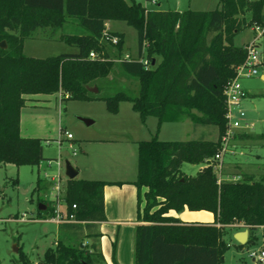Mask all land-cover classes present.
<instances>
[{
	"label": "trees",
	"instance_id": "1",
	"mask_svg": "<svg viewBox=\"0 0 264 264\" xmlns=\"http://www.w3.org/2000/svg\"><path fill=\"white\" fill-rule=\"evenodd\" d=\"M212 11L149 10L133 0H0V164L38 167L43 158L42 140L20 135L21 110L32 96L61 94L66 100H101L111 114L128 102L141 121L157 120L155 136L137 143V218L133 264H221L228 249L226 228L252 232L264 227V176L256 181L241 175L238 181L221 180L213 168V157L227 129L224 91L246 57L235 36L252 25H263L264 0H218ZM69 19L86 35H61L59 40L76 53L48 58L24 55L23 45L38 29L53 35ZM107 21L123 22L137 34V55L119 63L120 70L138 81L135 97L123 92L98 97L87 87L106 79L114 59L124 54L123 34L106 31ZM107 32L118 44L102 41ZM264 57V30L262 33ZM147 43V47L145 44ZM97 54L90 59L89 53ZM145 57L150 68L139 60ZM153 63V65H152ZM98 92L100 89L96 86ZM182 119L218 130L216 141H160L162 123ZM236 138L246 141L249 134ZM51 162V161H49ZM183 163L202 165L194 176L181 172ZM16 182V181H15ZM81 179L67 180L62 205L74 222L59 224L55 246L46 250L45 264H104L95 242V224L106 220L104 187L122 185ZM51 187L37 176L30 197L54 216V207L42 197ZM75 206V208H73ZM205 211L213 215L211 225L181 224L170 211ZM39 211L38 213H40ZM43 212V211H42ZM252 236V238H251ZM23 264H27L24 260Z\"/></svg>",
	"mask_w": 264,
	"mask_h": 264
},
{
	"label": "rangeland",
	"instance_id": "2",
	"mask_svg": "<svg viewBox=\"0 0 264 264\" xmlns=\"http://www.w3.org/2000/svg\"><path fill=\"white\" fill-rule=\"evenodd\" d=\"M133 1L146 9L161 11H212L219 8L218 0H157L156 4L149 0ZM262 14L264 16V7ZM107 22L112 23V29L123 34L124 42L126 41L128 46L127 49L123 47V52L127 50L137 54L135 30L123 22ZM263 27L264 24L252 25L241 30L234 38V44L244 46L246 52L244 62L237 68L246 62L249 45L257 46L260 64L256 67L257 75L241 77L237 82L247 96L239 109H234V119L238 118L239 110L245 116L239 121L241 128L234 130L229 153L222 158L221 179L225 181H238L241 175H252L258 181L264 176V79H260L261 74H264V57L262 37H259L256 31V28L261 31ZM86 34L87 31L77 24V20L69 19L53 35L48 29H38L31 38L24 41L23 53L28 57L41 59L72 54L77 51L76 48L60 41L57 39L58 36ZM113 61L112 73L106 79L94 82L93 85L100 89L96 95L104 97L123 92L132 97L137 96V79L124 74L117 59ZM37 99L40 102H34L31 107L21 110L22 125L24 127L29 123V126H33L32 133L42 138L43 158L50 160L52 164L49 168L45 166L46 160L40 167L16 168L0 164V264H23V260L27 264H45L43 257L46 250L55 246L59 233L58 224L49 221L50 213L49 210L45 212L46 205H41L45 208L39 210L36 196L30 197L37 176L42 180H48L44 177L45 172L48 175H56L59 172L62 185L65 187L68 179L63 167L58 170L55 162L59 160L61 163L69 161L74 168L77 163L86 164L87 168L80 169L78 179L93 178L92 166L98 158L102 157L103 161L107 159L120 161V152L126 147L124 140L132 137L145 141L152 139L156 134L157 120L149 117L147 122L143 123L128 102L120 103L118 112L111 114L101 100H66L61 94L38 96ZM131 113L135 118L129 116ZM81 119L94 123L87 125ZM162 124L157 133V139L160 141H208L215 140L218 136L216 127L195 125L189 120L179 124ZM64 133L70 134L73 139L68 140ZM240 134H249L252 138L241 141L236 138ZM201 166L183 163L181 172L187 176H194ZM235 176L238 177L233 180ZM50 192L49 186L45 192L40 193V197L53 207ZM62 194L65 195V192ZM39 211L41 212L38 213ZM238 230L240 229L226 228L223 239L228 249L222 256L221 264H259L251 258L250 253L264 250V227L255 229L252 232V236L255 237L254 243H249L243 248L234 240L235 231Z\"/></svg>",
	"mask_w": 264,
	"mask_h": 264
},
{
	"label": "crops",
	"instance_id": "3",
	"mask_svg": "<svg viewBox=\"0 0 264 264\" xmlns=\"http://www.w3.org/2000/svg\"><path fill=\"white\" fill-rule=\"evenodd\" d=\"M105 27L108 32L122 34L121 32L112 29V23L110 22H106ZM124 47L125 49L128 47L126 41ZM124 52L129 51L126 50ZM129 54L132 56L137 55L131 52H129ZM260 79H264V74H261ZM56 95H59V93ZM37 98L38 96L30 97L24 108L31 107L34 102H40ZM129 116L135 118L133 113ZM21 117L22 115H20V135L24 138L42 139L40 136L32 133V131H34L32 129L33 126H29V123L23 127ZM186 121L187 119H182L177 122L166 123L179 124ZM146 122L147 119L143 123ZM89 123L90 124L88 125H91L94 122L90 121ZM216 140L217 138L208 141ZM140 141L143 140H138L132 137L124 140V146L126 147L122 148L120 152V161H108V159L107 161H103V158L100 157V159L98 158L97 162L92 166V169L94 168L92 173L93 178L81 179L108 183H123L122 185H107L104 187V214L106 220L104 222L96 223L95 228H93V231L98 233L99 237L96 239L87 238L84 242L88 244H91L92 242L96 243L97 248L103 257L104 264H133L135 227L143 224V222H140L137 218V189L133 185V182L136 180L137 143ZM86 157H88V154ZM46 161L47 163L45 166L49 168L48 163L50 160ZM43 162H41L38 167H40V165L43 166ZM89 165H91V162ZM85 168H87L86 164H82L81 162L76 164V168L74 169L77 172V179L80 171ZM202 168L203 166H201L199 171ZM44 174H46V172ZM237 177L238 176H235L233 179H236ZM168 215L177 218L181 224L211 225L214 222L213 215L205 211L190 212L185 209L181 213L170 211ZM180 216H183V218H180ZM242 230L243 229L238 231Z\"/></svg>",
	"mask_w": 264,
	"mask_h": 264
},
{
	"label": "built area",
	"instance_id": "4",
	"mask_svg": "<svg viewBox=\"0 0 264 264\" xmlns=\"http://www.w3.org/2000/svg\"><path fill=\"white\" fill-rule=\"evenodd\" d=\"M151 3L156 4L157 0H149ZM263 29L261 31L256 28V31L259 33L258 36L261 37L263 33ZM102 41L106 43H110L112 45L118 44V38L115 36H110L107 32H104L102 35ZM257 46L256 45H249L247 47L248 56L247 60L241 67L236 69V76L233 80L229 82L227 85L224 95H225V102H226V120H227V129L224 133V135L221 138V147L219 151L216 153V155L213 157V168L216 171L217 174V183L219 184L222 180V167H223V156L227 153H229V147L233 140L234 136V130L241 128L239 121L244 118V113L242 111H238V118L234 119V109H239L241 102L246 98L247 93L242 90L237 82L238 79L241 77H253L257 75V69L256 67L260 64V57L257 55ZM90 59H96L97 54L94 52L89 53ZM134 56H132L129 53H124L122 57L117 59V61L120 63L122 61H132ZM139 62L143 65L145 69L150 68L149 62L145 57H142ZM246 71V72H245ZM66 138L68 140L72 139V136L68 133H64ZM60 143V141H58ZM56 165L58 167V170L63 167L64 169V163H61V161L57 160ZM50 166L52 162L48 163ZM44 177L48 179L51 182V192H50V200L53 203L54 207V216L49 219V221L54 222L56 224H63V223H70L74 222V218L72 215L67 217V214L64 210V207L62 205L63 200V194L62 192H65V187L62 185V179L59 174V172L56 175H48L44 174ZM236 180V179H233ZM75 208V206H73ZM251 258L256 261L259 264H264V250L260 251H252L250 253Z\"/></svg>",
	"mask_w": 264,
	"mask_h": 264
},
{
	"label": "water",
	"instance_id": "5",
	"mask_svg": "<svg viewBox=\"0 0 264 264\" xmlns=\"http://www.w3.org/2000/svg\"><path fill=\"white\" fill-rule=\"evenodd\" d=\"M0 47L1 48H5V43L4 42H1L0 43ZM153 65V63H152ZM87 90L90 92V93H93V94H97L98 93V89L96 87H87ZM85 124H90L88 120L86 119H81ZM64 174L66 176V178L68 180H73L76 178L77 176V172L76 170L74 169V167L70 164L69 161H65L64 162ZM45 207H41V205H39V210H43ZM234 240L237 242V244L239 245H244L246 244V242L248 241V230L247 229H244L242 231H238L234 234Z\"/></svg>",
	"mask_w": 264,
	"mask_h": 264
}]
</instances>
